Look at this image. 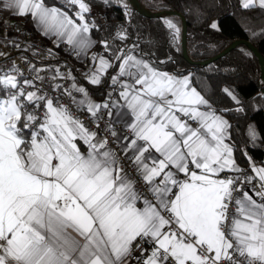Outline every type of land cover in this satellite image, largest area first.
I'll return each instance as SVG.
<instances>
[{
  "label": "crops",
  "instance_id": "1",
  "mask_svg": "<svg viewBox=\"0 0 264 264\" xmlns=\"http://www.w3.org/2000/svg\"><path fill=\"white\" fill-rule=\"evenodd\" d=\"M61 1L77 4L74 16L42 0H0V13L11 20L27 16L26 25L60 57L91 61L92 77L86 81L97 84L114 71L133 81H124L117 91L110 124L130 131L126 139L117 137L158 199L138 197L117 170L111 150L90 146L83 124L49 103L42 134L28 136L29 145L19 154L22 137L16 128L22 113L15 100L0 93L5 104H13V109H0V264H161L153 252L136 262L127 259L132 241L145 232L176 264L187 259L203 264L202 245L214 258L225 256L229 241L218 224L229 181L220 173L241 167L230 143V121L195 88L190 73L155 67L134 44L116 49L114 67L103 54L92 53L87 11H100L101 5ZM240 3L264 9V0ZM74 83L82 89L77 103L97 110L103 96L96 98ZM181 114L195 124L185 127ZM246 157V168L264 191V165ZM164 208L180 231L195 237L193 242L167 230ZM232 233L241 254L264 262V206L250 195L238 202Z\"/></svg>",
  "mask_w": 264,
  "mask_h": 264
},
{
  "label": "trees",
  "instance_id": "2",
  "mask_svg": "<svg viewBox=\"0 0 264 264\" xmlns=\"http://www.w3.org/2000/svg\"><path fill=\"white\" fill-rule=\"evenodd\" d=\"M42 1L48 5H62L74 16L76 3L65 6L61 0ZM93 1L101 5L100 10L106 11L109 21L99 27L89 25V32L95 39L92 53L103 54L114 67L116 49L134 44L155 67L173 72L181 69L190 73L195 88L230 121V143L236 164L247 167L248 156L252 161L264 165V95L260 94L263 84L258 60L247 46L240 44L207 65H191L181 55L180 29L175 33L166 25L163 16L145 17L132 5L118 0ZM140 2L150 11L175 10L185 17L187 46L194 60L211 57L240 38L250 41L264 56L262 8L253 5L244 7L240 0ZM16 19L28 23L27 16ZM121 30L124 33L119 38L117 35ZM69 58L67 54H61L62 61ZM69 60L70 66L78 63ZM81 80V77L76 78L77 82ZM83 85L93 96L101 98L108 89V79L101 77L97 84L83 81Z\"/></svg>",
  "mask_w": 264,
  "mask_h": 264
},
{
  "label": "built area",
  "instance_id": "3",
  "mask_svg": "<svg viewBox=\"0 0 264 264\" xmlns=\"http://www.w3.org/2000/svg\"><path fill=\"white\" fill-rule=\"evenodd\" d=\"M63 4L69 6L67 2ZM87 16L90 24L96 27L109 21L105 10L95 12L89 9ZM122 52L126 54L128 49H123ZM77 77L82 78L81 85L83 81L91 79V61L72 66L65 64L60 55L50 48L45 37L35 33L26 23L11 20L0 13L1 96L15 100L22 113L16 128L17 134L22 137L18 153L23 154L28 147V136L42 134V124L48 113L46 103H49L52 108L78 119L89 133V145L110 149L117 170L129 180L138 197L156 203L157 193L146 183L142 171L126 154L122 142L117 137L119 135L126 139L130 131L110 124V111L117 91L124 81L131 83L133 81L123 73L112 72L108 76V89L98 109L91 111L77 103L82 93L81 87L74 83ZM260 94L264 95L263 92ZM179 116L185 127L195 124L189 115ZM220 177L229 181L228 193L223 200L222 216L218 224L219 230L229 241V247L225 256L214 258L209 248L200 246L199 253L205 258L203 264H264L258 257L241 254L232 233V222L241 198L250 195L257 204L264 206V191L261 184L248 168L243 166L235 170L222 171ZM176 190L177 188L173 187L172 192ZM162 213L168 219L167 230L178 240L191 242L195 240L194 236L178 229L168 208H164ZM150 252H153L154 258L161 264H176L171 255L158 248L155 239L147 232L138 234L132 241L127 259L136 262ZM186 264H192V260L187 259Z\"/></svg>",
  "mask_w": 264,
  "mask_h": 264
},
{
  "label": "water",
  "instance_id": "4",
  "mask_svg": "<svg viewBox=\"0 0 264 264\" xmlns=\"http://www.w3.org/2000/svg\"><path fill=\"white\" fill-rule=\"evenodd\" d=\"M128 4L132 5L135 10L145 16V17H159V16H175L180 20V48H181V55L183 59L191 64V65H207L220 57L224 56L226 53L234 49L236 46L243 44L248 47V49L255 55L259 63L260 69V77L263 84L261 92L264 93V56L260 53V51L247 39L240 38L235 39L231 43H229L225 48L221 51L216 53L215 55L208 57L204 60H194L189 55V50L187 46V22L185 17L175 10H159V11H150L140 2V0H127Z\"/></svg>",
  "mask_w": 264,
  "mask_h": 264
},
{
  "label": "rangeland",
  "instance_id": "5",
  "mask_svg": "<svg viewBox=\"0 0 264 264\" xmlns=\"http://www.w3.org/2000/svg\"><path fill=\"white\" fill-rule=\"evenodd\" d=\"M95 1H99V0H95ZM102 1H105V0H102ZM118 1L128 5L127 0H118ZM92 2H94V1L92 0ZM98 7H99V9H101L100 6H98ZM163 17H164V21L168 25V27L170 29H173L175 31V33H178L179 29H180V22H179L178 18L175 17V16H167V15H164ZM123 33H124V30H121L118 35L121 36V35H123ZM5 103H6L5 99L0 97V109L1 108L13 109V104L11 102H9L7 104H5ZM11 125H12L11 123H8V127L11 126Z\"/></svg>",
  "mask_w": 264,
  "mask_h": 264
}]
</instances>
